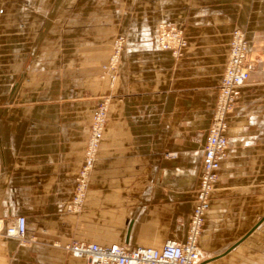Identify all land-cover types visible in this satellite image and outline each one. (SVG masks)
I'll list each match as a JSON object with an SVG mask.
<instances>
[{
	"label": "crops",
	"instance_id": "obj_1",
	"mask_svg": "<svg viewBox=\"0 0 264 264\" xmlns=\"http://www.w3.org/2000/svg\"><path fill=\"white\" fill-rule=\"evenodd\" d=\"M188 45L161 49L158 25ZM253 68L229 115L197 264H264V0H0V264H87L72 240L183 241L235 29ZM126 37L114 89L100 78ZM113 94L83 207L70 211L100 97Z\"/></svg>",
	"mask_w": 264,
	"mask_h": 264
},
{
	"label": "built area",
	"instance_id": "obj_2",
	"mask_svg": "<svg viewBox=\"0 0 264 264\" xmlns=\"http://www.w3.org/2000/svg\"><path fill=\"white\" fill-rule=\"evenodd\" d=\"M124 42V37L116 40L111 60L104 65L103 77L109 76L111 82L117 77ZM158 42L161 49L171 52L176 57L181 56L188 45L182 26L169 22L160 24ZM252 68L247 34L244 30L237 28L231 35L228 60L219 87L212 122L206 135L203 173L197 192V203L183 241L170 240L162 248L144 246L129 248L119 243L101 245L72 240L65 245V249L75 257L84 258L87 264H197L201 252L199 242L206 214L210 208L211 195L220 178L222 160L228 154V118L236 107L240 88L250 78ZM109 104L110 97H105L94 112L83 164L76 178L74 195L68 204L70 211L78 212L83 207L104 138ZM0 234L15 237L21 243H26L27 218L19 216L8 224L0 219Z\"/></svg>",
	"mask_w": 264,
	"mask_h": 264
},
{
	"label": "rangeland",
	"instance_id": "obj_3",
	"mask_svg": "<svg viewBox=\"0 0 264 264\" xmlns=\"http://www.w3.org/2000/svg\"><path fill=\"white\" fill-rule=\"evenodd\" d=\"M164 22H166V21L162 20V21L159 23V25H158V34H159V27H160V24H162V23H164ZM169 23H170V22H169ZM158 34H157V37H158ZM120 37H124V38H125V42H124V47H123V50H122V53H121V56H120V61H119V63H118L116 80L113 81V82H111L109 76L103 77V75H104V65L107 64L108 62H110V60H111V56H112L113 51H114V44H115L116 40H117L118 38H120ZM126 40H127V39H126V37H125L124 35H118V36H116V37L114 38V40H113V42H112V49H111V52H110V54H109V57H108L107 61L104 62V63L102 64V66H101L100 78H101L102 80H106V81H108V83H109V87H110L111 89H114L115 84H116V81H117L118 76H119V67H120V64H121L123 51H124V49H125ZM172 55H173V54H172ZM173 56H174V55H173ZM174 57H176V56H174ZM178 57H179V56H178ZM105 97H110V104H109V109H108V117H109L110 106H111V102H112V99H113V94H112L111 92H110V93H107V94H104V95H102V96L100 97L99 103H98L97 107L95 108V110L98 108L100 102H101ZM95 110H94V112H95ZM94 112H93V115H94ZM92 120H93V117H92ZM107 122H108V118H107ZM106 125H107V123H106ZM91 127H92V124H91ZM105 128H106V127H105ZM90 134H91V133H90ZM88 141H89V140H88ZM87 145H88V144H87ZM204 224H205V223H204Z\"/></svg>",
	"mask_w": 264,
	"mask_h": 264
}]
</instances>
